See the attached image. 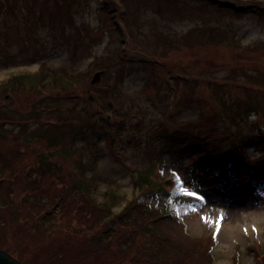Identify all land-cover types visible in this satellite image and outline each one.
I'll list each match as a JSON object with an SVG mask.
<instances>
[{
  "label": "rangeland",
  "instance_id": "obj_1",
  "mask_svg": "<svg viewBox=\"0 0 264 264\" xmlns=\"http://www.w3.org/2000/svg\"><path fill=\"white\" fill-rule=\"evenodd\" d=\"M259 171L264 0H0V248L264 264Z\"/></svg>",
  "mask_w": 264,
  "mask_h": 264
},
{
  "label": "trees",
  "instance_id": "obj_2",
  "mask_svg": "<svg viewBox=\"0 0 264 264\" xmlns=\"http://www.w3.org/2000/svg\"><path fill=\"white\" fill-rule=\"evenodd\" d=\"M259 174L260 175H264V172L263 171H259ZM136 207H137V210L138 212H134V219L133 221L137 220L136 218L140 216V214H145V215H148L150 214L151 212L153 211H158L159 214L155 217L154 221L155 222H158V223H164V222H167L170 220V217H173L171 215H169L167 212H164L163 211V207L164 206H158V207H155L154 209H151L150 206L148 205H144V204H136ZM157 209V210H156ZM164 212V213H163ZM154 213V212H153ZM151 213V214H153ZM157 245V244H156ZM157 253H159L158 251H156ZM172 253V252H171ZM161 254V253H160ZM174 255H170L166 253V251H164L163 255H160L159 258H172ZM188 263V261H187Z\"/></svg>",
  "mask_w": 264,
  "mask_h": 264
},
{
  "label": "water",
  "instance_id": "obj_3",
  "mask_svg": "<svg viewBox=\"0 0 264 264\" xmlns=\"http://www.w3.org/2000/svg\"><path fill=\"white\" fill-rule=\"evenodd\" d=\"M102 72H97L93 78V82H96L100 79ZM0 264H23L17 258L12 256L7 251L0 248Z\"/></svg>",
  "mask_w": 264,
  "mask_h": 264
},
{
  "label": "snow or ice",
  "instance_id": "obj_4",
  "mask_svg": "<svg viewBox=\"0 0 264 264\" xmlns=\"http://www.w3.org/2000/svg\"><path fill=\"white\" fill-rule=\"evenodd\" d=\"M184 191H185V193H187V194L195 195V193H188V190H187V189H184ZM202 219H204L206 222H210V223L215 224L216 229H217V230L219 229V227H220V218H219V217H217L215 220H213L212 217L207 216V215H204V216H202ZM253 227H254V226H253ZM245 231H247V229H245ZM214 235H215V234H214Z\"/></svg>",
  "mask_w": 264,
  "mask_h": 264
}]
</instances>
